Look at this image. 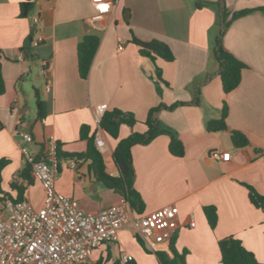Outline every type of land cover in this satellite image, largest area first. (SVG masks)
<instances>
[{"label":"crops","instance_id":"0c3cea01","mask_svg":"<svg viewBox=\"0 0 264 264\" xmlns=\"http://www.w3.org/2000/svg\"><path fill=\"white\" fill-rule=\"evenodd\" d=\"M22 1L0 0V62L6 85L0 96V200H19L17 188L23 187V199L41 208L44 189L39 181L29 175L30 184L26 179L14 182L27 166L22 146L42 157L54 138L59 154H81L87 149L80 136L84 126L89 136H103L107 172L117 176L113 160L117 144L134 132L145 133L150 110L164 105L159 119L182 142L184 156L170 154L169 135L132 149L135 188L145 204L142 215L172 205L179 209V228L158 252L170 259L185 256L186 264H223L218 243L234 237L264 264V211L251 203L248 190L252 187L264 196V11L260 10L264 0H226L230 15L252 11L233 21L224 35L225 49L246 67L240 85L228 95L213 56L218 0H116L111 14L98 22L91 21L95 10L90 0H31L32 12L20 18ZM89 34L98 35L100 44L89 77L83 80L77 50ZM39 37L44 41L35 46ZM134 38L166 44L173 60L141 56ZM43 64L47 77L41 74ZM208 76L212 78L202 87L200 105L191 104L195 87ZM224 103L228 129L207 132L206 125L220 119ZM101 105H107L106 112L132 113L138 123L134 128L121 126L115 140L100 127ZM232 131L243 133L250 145L235 148ZM23 134L31 135L33 142L25 145ZM216 152L224 157L216 160ZM71 161H77L75 171ZM59 167L57 192L78 201L85 212L97 213L124 199L95 180L90 162L62 159ZM207 206L217 209L215 230L206 220ZM192 220L194 228L189 226ZM122 252L137 264H160L157 255L139 242L133 223L115 241L95 249L86 264H124Z\"/></svg>","mask_w":264,"mask_h":264},{"label":"built area","instance_id":"2783aa9c","mask_svg":"<svg viewBox=\"0 0 264 264\" xmlns=\"http://www.w3.org/2000/svg\"><path fill=\"white\" fill-rule=\"evenodd\" d=\"M95 14L91 21H102L111 14L116 0H90ZM39 18L34 19L37 24ZM44 39L39 37L33 44L39 46ZM118 50L124 45L118 38ZM41 74L47 77L43 64ZM46 89L51 90L49 82ZM107 105L97 107V116L101 121ZM26 144L33 142L29 134L22 135ZM96 147L104 153L106 142L102 135L95 136ZM26 165L30 166L35 180L44 189V201L41 208H35L27 199L13 201L0 200V264H86L91 253L105 243L118 238L119 232L133 223L134 231L144 246L151 252H158L159 247L171 241L179 228V209L167 206L149 214L137 216L129 203L122 199L117 204L97 213L85 212L78 201L57 192L56 182L60 175L58 146L50 138L46 153L42 159L33 155L26 146L21 148ZM224 154L216 152L213 158L222 159ZM72 170L77 169V161L70 162ZM15 183H23L17 174ZM195 227V221L190 222ZM122 263L126 264L133 257L122 252Z\"/></svg>","mask_w":264,"mask_h":264},{"label":"trees","instance_id":"16d2710c","mask_svg":"<svg viewBox=\"0 0 264 264\" xmlns=\"http://www.w3.org/2000/svg\"><path fill=\"white\" fill-rule=\"evenodd\" d=\"M33 3L31 0H23L20 3V18H28L29 14L33 10ZM219 14V27L218 34L214 40L213 56L218 63V76L221 79L223 92L228 95L232 91L236 90L241 83L242 72L246 68L245 65L230 54L224 47L223 39L224 35L231 25V23L240 17H243L251 10L236 12L230 15L227 10L226 0H218L216 3ZM264 11V8L260 9ZM133 43L138 47L139 53L143 57L156 60L157 58L171 62L173 60L172 53L169 47L159 41H153L150 43H144L137 39H133ZM100 44V38L98 35L89 34L83 38L78 45V69L79 75L83 80H87L90 74L92 63L96 52ZM1 60V52H0ZM211 76H208L203 84L195 87L194 100L191 104L195 106L200 105L201 90L204 84L211 80ZM6 91L5 80L2 72V64L0 62V96ZM36 104L38 109V116L43 117L42 101L39 92L36 91ZM166 108L164 105L156 107L150 110L146 126L147 131L145 133H132L128 138L119 141L114 152L113 160L118 170L117 176H112L107 172L104 155L96 147L95 139L89 136V128L84 126L81 128V139L86 141L87 149L84 153L75 155H61L58 151L59 163L62 159H76L78 161L90 162V170L95 180L102 184L105 188L120 193V195L129 203L131 209L137 215H142L145 209V204L135 188L136 173L132 159V149L136 146H145L150 144L154 139L161 135L170 136L169 152L174 157L184 156V146L179 138L173 134L170 130L166 129L159 119L160 111ZM172 109V108H171ZM228 117V107L224 103L221 117L219 120L211 121L206 125V130L209 133H218L226 131V119ZM137 120L132 113L123 112L120 110H113L106 112L101 119V129L111 138L118 139L121 126L125 125L130 128H134L137 124ZM231 141L235 148L242 149L250 145L248 138L241 132L232 131L230 133ZM42 157H37L42 159ZM3 167V163L0 164V170ZM23 179H26L29 184L31 182L30 176L32 175L30 166L27 165L25 170L19 174ZM33 177V175H32ZM34 178V177H33ZM14 188L15 185H13ZM19 193V200H23L25 189L23 187L17 188ZM249 197L251 203L258 209L264 211V196L258 194L252 187H248ZM17 200V201H19ZM206 220L212 230H215L218 224V212L216 207L207 206L203 209ZM141 245L149 251L142 241L139 239ZM172 251H174V244L170 245ZM221 259L223 264H260L255 255L248 251L242 241L234 237H228L222 239L218 243ZM159 259L160 264H186L185 256L175 255L173 259H170L164 252L155 253ZM94 264H104L98 261ZM126 264H137L134 260Z\"/></svg>","mask_w":264,"mask_h":264}]
</instances>
